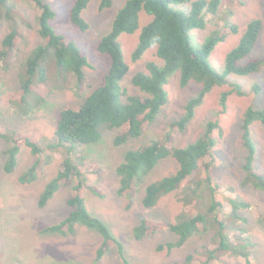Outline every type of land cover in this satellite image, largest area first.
<instances>
[{
	"label": "trees",
	"instance_id": "obj_1",
	"mask_svg": "<svg viewBox=\"0 0 264 264\" xmlns=\"http://www.w3.org/2000/svg\"><path fill=\"white\" fill-rule=\"evenodd\" d=\"M27 1L40 9L37 25L44 40L26 59L21 70L23 72L20 90L10 97L9 101L18 105L24 104L27 110L31 111L45 100L48 93V89L40 85L48 83L49 63L55 62L61 72L71 74L76 86L81 88L84 95L88 89L84 67L89 65V60L74 41L58 33L54 28L51 20L56 16V11L51 4L46 0ZM91 1L75 0L71 9V20L83 31L89 28L83 12ZM236 1L242 4L241 0ZM221 3L222 0H128L118 12L111 31L102 38L98 46L101 53L111 58L104 83L87 94L81 103H70L62 108L55 136L49 144L40 145L29 132L0 126V138L5 139L8 144L5 149L6 172L10 173L16 169L19 155L25 146L30 147L35 156L33 164L19 178L22 183H32L44 174L50 151L63 150L66 153L58 165L56 174L44 186L39 205L46 206L61 189L72 186L67 200L71 210L64 219L46 227L45 232L67 235L75 232L78 224L85 225L102 237L97 249L98 260L113 247H117L123 264H130L123 243L114 235L108 223L92 213L86 203L84 195V188L87 186L86 174L98 177L105 174L104 169L98 162L86 160L79 155L78 160L82 161V164L84 160L87 161V168L84 170L80 161L70 158V155L76 153L78 146L82 149L84 145L98 142L107 128L117 129L115 138L117 145L127 143L147 132L169 101L166 87L169 78L180 70L182 86H187L195 80L202 83L201 91L188 102L185 115L179 121L172 122L166 134L160 138L150 139L127 152L125 160L117 168L118 193L126 198V207L133 208L143 177L151 174L162 160L174 157L179 163V169L172 175L150 182L145 188L142 203L145 207L152 208L164 195L174 194L175 199L183 203V209L176 221L142 219L134 228L135 236L143 239L159 230H170L178 236L177 240L160 245L159 250L168 248L171 251L184 246L197 233L210 229L213 231L210 243L197 246L184 259L170 264H228L220 257L224 252L238 255L244 264H254L252 242L237 232L241 229L237 220L242 219L238 210L249 207V204L231 198L233 208L227 211L218 186L213 184L211 165L214 162L213 151L218 141L215 132L220 128V121H209L205 132L195 142L182 147L173 145L171 133L177 129H184L194 119L206 95L214 87L226 84L228 74L246 76L260 71L264 65V57L243 62L263 32V21L259 18L249 22L239 45L227 55L225 73L215 69L209 58L220 42L238 32L237 24H223L207 35L200 46L193 44L192 30L205 29L207 19L219 11ZM112 4L113 0H101L100 8L103 10ZM175 5H183L187 9H176ZM1 7L8 8L6 17L14 24L2 40L0 58L3 59L10 56L23 34L10 12L12 10L10 1L0 0V9ZM142 10L150 14L152 20L143 27L132 59L139 60L148 49L156 46L157 55L163 63L150 61L147 65L148 71L137 72L133 76V84L145 94L130 95L124 101L121 81L130 70V65L125 59L119 38L125 32L134 33L140 28ZM235 91L244 94L240 86L223 92L224 108L227 107L229 95ZM32 96L34 100H31ZM255 123L264 126V106L249 107L242 121L243 144L247 150L242 167L245 174L243 183L264 191V173L258 172L255 167L258 154L253 136ZM88 186L96 194L104 195L98 187L90 184ZM262 220L264 221V217Z\"/></svg>",
	"mask_w": 264,
	"mask_h": 264
},
{
	"label": "rangeland",
	"instance_id": "obj_2",
	"mask_svg": "<svg viewBox=\"0 0 264 264\" xmlns=\"http://www.w3.org/2000/svg\"><path fill=\"white\" fill-rule=\"evenodd\" d=\"M12 16L22 29L23 36L8 58H0V126L29 132L40 145H47L55 136V130L62 108L70 103H81L85 96L103 84L109 72L111 58L101 53L98 46L102 38L111 31L118 12L128 0H113L112 6L101 9V0H92L84 10L83 16L89 23V28L81 30L71 20V9L75 0H46L56 11L51 20L58 33L74 41L86 54L89 65L84 67L87 75L88 89L81 93V88L71 74L60 71L55 62L49 63L48 83L40 87L48 89L45 100L31 111L22 104L11 103L20 90L22 68L29 54L43 42L38 30L37 17L40 9L27 0H9ZM222 0L219 11L207 19L205 29H193L192 41L200 46L205 37L214 29L228 24H237L239 30L220 42L210 55V64L221 73L226 71V59L231 50L239 45L245 34L247 25L255 18L263 21V32L252 52L243 62L264 57V0ZM176 9H187L183 5H175ZM6 7L0 9V51L3 38L10 32L14 24L6 17ZM152 20L145 10L140 13V28L134 33H123L119 40L124 56L130 65V70L121 81L123 100L130 95L145 94L133 84V76L139 71H148L150 61L163 63L157 55V49L151 47L142 58L132 59V54L138 45L143 27ZM240 86L244 94L233 92L229 95L227 107L222 105V94L234 87ZM257 86L258 89L256 88ZM169 101L158 114L155 122L147 132L133 138L127 143L117 145L115 138L117 129L107 128L102 138L96 142L77 147L76 153L70 155L76 161L78 156L86 160L98 162L105 171L104 175L86 174L87 186L84 188L86 203L92 213L102 217L110 226L114 235L123 243L130 264H170L184 259L197 246L210 243L213 231H201L192 237L184 246L169 250H159V246L169 241L177 240L178 236L170 230L162 229L154 235L138 239L134 228L144 218L164 221H176L183 209V203L177 201L174 194L164 195L159 203L145 207L142 198L146 186L164 176L172 175L179 169L178 161L170 156L162 160L155 170L144 176L139 185L135 205L126 207V198L120 196L118 166L125 160L127 152L137 148L142 143L162 137L174 121H179L186 113L188 102L196 97L202 89V83L192 80L187 86L181 84V71L178 70L167 84ZM38 86L36 87V89ZM33 96L31 100H34ZM264 106V65L258 72L246 76L227 75V83L214 87L198 107L196 116L184 129L173 133L175 147L186 146L195 142L206 130L207 123L219 120L220 128L216 130L217 145L214 148V162L211 165L213 184L218 186L224 207L230 211L233 206L231 198L239 199L249 204L238 210L242 219L237 220L245 239L252 242L251 252L254 264H264V191L251 184L245 185L243 164L247 150L243 144L242 121L249 107ZM26 111V113L24 112ZM253 136L257 143L258 154L255 163L256 170L264 173V126L255 123ZM7 141L0 138V264H123L117 247H113L102 259H97V249L102 241L101 235L78 224L75 232L63 235L56 232H45L44 229L64 219L70 213L67 200L72 186L64 187L49 203L41 207L39 199L46 183L56 174L60 162L65 157V151L52 150L47 157V168L44 174L32 183H22L21 174L34 162L35 156L31 148L25 146L19 155V163L13 172H6L5 149ZM80 153L78 154L77 152ZM80 164L86 170L87 161ZM88 184L98 187L103 196L96 194ZM228 264H244L241 257L231 252L220 254Z\"/></svg>",
	"mask_w": 264,
	"mask_h": 264
}]
</instances>
